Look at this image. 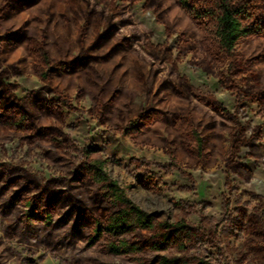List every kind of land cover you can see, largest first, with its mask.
Returning <instances> with one entry per match:
<instances>
[{"label":"rangeland","instance_id":"obj_1","mask_svg":"<svg viewBox=\"0 0 264 264\" xmlns=\"http://www.w3.org/2000/svg\"><path fill=\"white\" fill-rule=\"evenodd\" d=\"M214 46L176 0H0V93L59 143L0 126L1 264H150L159 255L264 264V37L239 44L242 73L227 71ZM43 51L64 65L48 82ZM129 123L136 131L126 133ZM189 126L204 139L202 159ZM89 149L158 224L192 227L186 252L123 257L105 240L87 245L88 218L111 209L82 167ZM24 188L44 193L39 212L57 205L52 229L26 224L13 200ZM70 210L77 223L65 238ZM160 231L134 239L149 245Z\"/></svg>","mask_w":264,"mask_h":264},{"label":"trees","instance_id":"obj_2","mask_svg":"<svg viewBox=\"0 0 264 264\" xmlns=\"http://www.w3.org/2000/svg\"><path fill=\"white\" fill-rule=\"evenodd\" d=\"M176 2L193 23L196 34L213 38L215 46L212 51L216 59L227 68V71L244 72L246 63L237 54V48L241 41L247 38L264 37V11L262 8L264 0H176ZM41 62L44 68L40 73V78L44 82L50 81L58 73V68L64 66L53 65L46 51L41 53ZM72 68L76 69V65ZM261 95L264 96V92ZM207 105L210 106L211 103H207ZM212 105L224 117L232 118V114L221 105L216 106V103H212ZM45 109L47 110V108ZM0 126L29 133L32 142L47 140L42 132L37 131L32 125L26 109L13 104L10 99L5 98L3 93H0ZM136 129L133 123H129L126 133L134 132ZM187 129H189L190 136L196 145V157L202 159L205 153L204 139L192 126ZM47 141H52L59 147V143L55 139L51 138ZM86 152V158L90 159L93 150L89 149ZM104 165L105 162L102 160L90 159L82 166L90 181L103 191V198L107 200L111 208L102 218H88L90 234L86 239L87 245L94 247L100 241L105 240V249L109 254L123 257L140 256L146 251L167 252L171 249L186 252L187 244L191 243L195 237L192 227L184 222L158 224L154 214L146 212L133 202L126 194L125 189L117 181L111 179ZM26 189H21L13 197L16 203H21L25 208L23 216L26 224L32 226L36 221H41L46 228L52 229L57 225V205L51 204L39 212L38 205L43 201L44 193L30 196ZM74 213V210L67 213L70 223L67 221L65 238L75 230L73 226L77 223V217ZM157 227H160L161 230L159 241L144 245L134 239L136 233L140 231L153 232ZM27 264H35V261H28ZM150 264L191 263L159 255ZM192 264L213 263L203 258Z\"/></svg>","mask_w":264,"mask_h":264}]
</instances>
